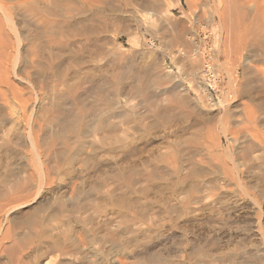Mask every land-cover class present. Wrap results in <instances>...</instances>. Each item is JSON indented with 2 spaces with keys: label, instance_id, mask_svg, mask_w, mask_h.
Masks as SVG:
<instances>
[{
  "label": "bare ground",
  "instance_id": "bare-ground-1",
  "mask_svg": "<svg viewBox=\"0 0 264 264\" xmlns=\"http://www.w3.org/2000/svg\"><path fill=\"white\" fill-rule=\"evenodd\" d=\"M198 1L0 0V255L8 260L4 264H223L228 253L221 247L227 243L225 238L238 241L227 232L235 220L233 214L245 207L239 198L258 213L264 212L260 201L264 199V144L259 139V130L264 128L258 129L264 125V100L254 101L257 106H223L218 93V103L193 105L188 95L205 82L216 88L223 73L235 99L264 88V0H213L215 10L211 0L204 2L201 27L206 28L204 40L212 45L210 52L203 51L211 60L206 63L192 62L199 54L191 44L197 43V16L193 15ZM125 6L135 8L130 10L133 19L106 9L119 7L116 12L123 13ZM177 9L187 19V27L185 23L179 26ZM241 9L243 16L238 15ZM132 21L134 29H130ZM141 28L145 29L143 44L152 48L157 38L161 41L163 60L176 56L171 43L169 47L163 39L177 45V56L183 54L196 63L193 70L203 83L197 79L183 85L179 76L167 75L157 62L161 56L151 62L148 82L140 81L139 72L127 82L134 77L131 67L135 64L119 37L126 36L137 48ZM250 38L253 49L242 53L244 77L239 81L228 61L231 65L241 44ZM111 67L109 90H103L106 80L88 92L82 90L89 74ZM171 85L179 91L167 97L171 104L156 110L153 121L162 128L157 137L134 141L117 134L115 123L131 118L137 106L135 94H145L143 102L150 108L158 97L153 89ZM90 93L95 95L93 100ZM187 109L195 115L190 124L170 123L172 118L185 116ZM214 110L219 135L212 129L217 136L213 132L208 139L200 136L206 123L202 122L194 136L191 132L183 140L185 129L195 127L201 123L199 117ZM151 122L147 128L154 127ZM242 123L254 128L239 140L235 133ZM168 128L175 134L171 138ZM80 138L87 139L84 148L79 146ZM155 146L157 154L148 156L147 162L145 158L142 169L137 168L138 161L137 167L128 162V155ZM26 190L33 196L29 202L35 204L34 211L15 215L28 203L18 200ZM13 194H18L15 200L20 203L6 202ZM54 201L59 206L50 210ZM46 208L50 211L40 217ZM20 223L35 229L34 238L29 232L24 234L30 237H25L29 244L23 242L24 236L19 238ZM189 226L211 231L195 237L191 247L182 241L173 254L162 248L161 241L169 232ZM223 228L228 229L226 233ZM262 237L264 244V233ZM255 255L249 256L264 261V254L262 258Z\"/></svg>",
  "mask_w": 264,
  "mask_h": 264
},
{
  "label": "rangeland",
  "instance_id": "rangeland-1",
  "mask_svg": "<svg viewBox=\"0 0 264 264\" xmlns=\"http://www.w3.org/2000/svg\"><path fill=\"white\" fill-rule=\"evenodd\" d=\"M204 2H206V0H199L198 1V7H197V13H195V15H193V16H197L196 17V23H195V25H194V27H195V33L197 34V40H196V42L197 43H194V42H191V44H192V48L194 49H196L197 48V50L199 49V54H198V57H196L197 58V61H193V60H196V58L194 59V57H193V60H192V62H201V63H206L207 61H209V62H211V60H208L209 59V57H208V54H206V53H204L203 54V51L205 50V49H207V51L209 50V52L211 51V48H212V45L210 44V43H208V41H205L204 40V37H203V31L204 30H206V28H203V27H201V25H203V24H205V21H204V15L206 14H203V7H204ZM210 4H211V8L213 9V10H215V2L213 1V0H211L210 1ZM202 5H203V7H202ZM184 6L186 7V9L187 10H189V7H188V5L186 4V2L184 1ZM126 8H122L121 9V11H124L123 13H121V12H116V10H119V7H113V8H106V9H109V10H111L114 14H116V13H119L118 15L119 16H122L123 17V19H128L129 17V19H133V18H131L132 17V13L130 12V10H133V9H135V8H133L132 6H125ZM242 10H244V9H241L238 13H240V14H238V15H240V16H243L244 15V12H245V10L242 12ZM175 16L177 17V20H178V17H179V23H180V25L179 26H183L182 24H186V22H187V19H184V18H182L181 17V15H182V13L179 11V9H177V10H175ZM242 12V13H241ZM177 14V15H176ZM242 14V15H241ZM181 18H182V20H181ZM184 19V20H183ZM181 20V21H180ZM184 21H186V22H184ZM182 22V23H181ZM197 22H199L200 23V25L197 23ZM184 24V25H185ZM130 25H131V28L130 29H134L135 28V26H136V22H134V21H132L131 23H130ZM186 27H187V24L185 25ZM179 27L181 30L183 29V28H186V27ZM179 29V30H180ZM246 30H248V31H250L249 33H251L252 32V29H250V28H248V29H246ZM246 30H245V32H246ZM139 34H141V36L139 37V39H140V44L138 45V47L137 48H134L133 46H132V44L131 43H129L128 42V39H127V37L126 36H124V35H122V36H120L119 37V40L125 45L124 47H125V50H126V52L129 54L128 56H130V59H132L133 61H134V66H132L131 67V73H132V75L134 76V77H132V78H128L127 79V82L128 81H130V79L132 80L133 78L135 79V78H137L136 77V73H138L139 75H140V81H142V83H143V81H144V84L146 83V81L147 80H149V77H150V75H151V73L149 74V72H150V70H148V69H150V64H151V62H154V60L155 59H157L158 58V56H161L162 57V53H161V51H159L160 50V48L162 47V45L163 44H161V41L157 38L156 39V41H157V44L155 45V47L153 46L152 48H150L148 45H145V44H143V40H144V37H143V33L145 32V29L144 28H141V29H139ZM247 33V32H246ZM166 40V39H165ZM252 39L250 38L248 41H246L245 42V44H241V46H240V50H239V53L237 54V55H234V57L235 58H237V59H235L234 57H232V58H230L229 60H233V62H232V64L230 65V63H231V61H228V67L230 66H232V68H234L235 67V69H233L234 71H236L237 72V74H238V76H239V81L242 79L243 80V78L242 77H244V66H243V63H242V58H243V56H242V53H244L245 51L246 52H249V50H251V49H253V41H251ZM167 42H165L164 41V39H163V43L165 44L166 43V45L168 46L170 43H171V46L172 47H174V50H175V54H176V56L174 57V58H170L169 56H167L164 60H163V57L161 58V57H159V59H157V62H159V64H162V65H160L161 66V68L163 69V71H164V69H165V71H164V73H166L167 75H169V76H171V75H173V74H175V75H177V77H178V80H180V82L181 83H183V85L185 84V85H188V81L189 80H193V81H195L196 82V80L198 79L199 80V83H203V79L202 78H199L196 74H195V71L193 70L194 69V64H196V63H192L191 62V60H187L188 58L186 57H184V55L183 54H180L179 56H177L179 53H178V51L179 50H177V48H178V46L176 45L175 46V44H173L172 42H169V40H166ZM251 41V42H250ZM196 44H199V45H196ZM203 45V46H202ZM170 45H169V47H171ZM195 46V47H194ZM182 47V46H181ZM200 47V48H199ZM204 47V48H203ZM194 49V50H195ZM192 50V49H191ZM245 50V51H244ZM248 50V51H247ZM195 52V51H194ZM157 54V55H156ZM159 54V55H158ZM183 55V56H182ZM196 55V54H195ZM180 56L182 57V59L180 58ZM194 56V55H193ZM156 57V58H155ZM179 57V58H178ZM184 58V59H183ZM173 59V60H172ZM159 60V61H158ZM187 60V61H186ZM199 60V61H198ZM222 60L223 61H225V60H227V57L224 55L223 57H222ZM161 61V62H160ZM193 66H192V65ZM229 67V68H230ZM231 68V69H232ZM113 67H111V68H109V70L107 69V71H104V72H96V74L95 73H91V74H89V77H87V79H86V81H84V83H83V85H82V90L84 91V92H88L92 87H95L97 84H99L100 82H102V81H108V85H107V83L105 82V85H103V90L104 91H107V90H109V88H110V84H111V76H112V74H110L111 72L110 71H112L113 72ZM137 70V71H134V70ZM194 72H193V71ZM132 71H134V72H132ZM148 71V73H146L145 74V72H147ZM194 74H193V73ZM142 74V75H141ZM146 76H144V75ZM148 74H149V76H148ZM224 75H222L221 76V80H220V84H218L217 86H216V88L213 86V85H211V83L209 84L208 82H205V84L202 86V87H196V90H198V91H195V90H189L188 91V95L190 96V98H191V100H192V102H191V104H193V103H199V104H213V103H218L219 102V96H218V93L223 97V106H226V105H230V106H233V105H237V106H240V107H244L246 104L248 105L249 104V106H250V104H251V106H255L256 104L254 103V101H256V100H258V101H260V100H264V88H257V90H250V91H248V92H246V93H244L243 94V96L240 94V96L237 98V99H235V96L234 97H232V96H230V95H233L232 93H231V89L229 88V82H228V77L226 76V74L225 73H223ZM196 75V76H195ZM144 76V77H143ZM224 76V77H223ZM256 76V77H255ZM143 77V79H141ZM148 77V78H147ZM255 77V78H254ZM90 78V79H89ZM196 78V79H195ZM253 78L254 79H258L259 78V76L258 75H254L253 76ZM144 79H146V80H144ZM87 80H89L90 81V83H89V81H88V83H87ZM178 80H175V82H179ZM197 80V81H198ZM241 80V81H242ZM138 81V80H137ZM87 83V85H85L84 86V84H86ZM148 82V81H147ZM180 82H179V84H180ZM195 82H194V85L196 86V84H195ZM110 83V84H109ZM171 87H172V85H171ZM168 88V89H166V88H162V87H160V88H157V89H153V93H155L156 94V96H158L157 98H156V101H155V103H154V105L152 106V107H150L149 108V106L145 103V102H143V99H144V96H145V94H141V93H139L138 92V94L136 95H134V100H135V102H136V104H137V106L135 107V108H133L132 109V113L134 114V113H136V114H132V116H131V118H128V119H125V118H120L119 119V121H117L116 123H115V127H117L116 128V130H117V134H121L122 136H127V137H129V138H131V139H133L134 141H137L138 139H139V137H141V138H143V137H146V138H152V137H157L158 135H159V133L161 132L160 130H162V128L160 127V125L157 123L156 124V122L154 123V121H156L155 120V114L157 113V111L159 110V108H161V107H163V106H166V105H169V104H171V102L168 100V96L169 97H172L171 95H173L172 93L173 92H178L179 91V89L177 88V89H174L173 87L172 88ZM180 87V86H179ZM206 89H205V88ZM85 90H84V89ZM106 88V89H105ZM180 88H182V87H180ZM199 88V89H198ZM204 88V89H203ZM174 89V90H173ZM82 91V92H83ZM171 91V92H170ZM230 92V93H229ZM164 93V94H163ZM93 94V95H92ZM90 95H92L91 97H90V100H93L94 98H95V95H94V93H90ZM144 95V96H143ZM200 96H202V99L200 100L199 99V97ZM89 97H88V100H89ZM94 97V98H93ZM240 97H243V99H241ZM91 98H93V99H91ZM166 99V100H165ZM163 100V101H162ZM254 104V105H253ZM173 106H175V107H179V105L178 104H172ZM194 105V104H193ZM214 106H216V105H214ZM257 106V105H256ZM129 109H131V108H129ZM157 110V111H156ZM187 111H190V112H187ZM187 111H185L186 112V115L187 114H189V115H185V116H183V117H176V118H172L171 119V121H170V123L171 124H174V123H179V124H181L182 123V125H184V126H186L187 124H190L191 122L190 121H193V119H194V117H195V115H193V113H192V111L191 110H188L187 109ZM190 113H192V115H190ZM215 113H217V111L216 110H214V111H210L209 113H206L207 114V116H205L206 114H204V116H202L203 117V119L201 118V117H199V122H201V123H199V124H197L195 127H193V126H191V127H189V131L187 130V129H185L182 133H183V135H182V133H179V134H181L182 135V138H184L183 140H187V139H189L190 137H191V135H193L195 132H194V130L196 131V128H197V126H198V128L199 127H201L200 125H202V122L203 123H205V128H204V130H203V132H202V135H200V136H205L207 139L209 138L208 136H209V134L210 133H212L213 132V130L214 131H216V133L218 134V131L217 130H215L216 129V117L213 115V114H215ZM139 114V115H138ZM213 116H214V118L215 119H213ZM178 119H179V121H178ZM190 119V120H189ZM154 120V121H153ZM174 121V123H172L173 121ZM178 122H177V121ZM182 120V121H181ZM201 120V121H200ZM152 121V122H151ZM176 121V122H175ZM181 121V122H180ZM149 122H151V123H153L154 124V127L152 126V128H147V125H148V123ZM184 122V123H183ZM187 122V123H186ZM170 123L167 125V126H169L170 125ZM207 124H208V128H206V126H207ZM244 126L243 127H246L245 126V124L246 125H248V128L246 129V128H243L242 126H239V127H237L236 129V133L235 134H237L238 133V137L237 138H239V140H242V138H244V136L246 135L245 134V132L246 133H248L250 130L252 131L253 130V128H254V126H252L251 124H248V123H242ZM264 124V122L262 123V125ZM155 125H156V127H155ZM159 126V127H158ZM166 126V127H167ZM203 126V125H202ZM264 126V125H263ZM263 126H259L258 125V129H260V127H261V129H263L264 127ZM158 127V128H157ZM241 127V128H240ZM195 128V129H194ZM218 128V127H217ZM250 128V130H248ZM149 129V130H148ZM151 129V130H150ZM167 129V128H166ZM169 129V128H168ZM191 129V130H190ZM208 129V130H207ZM213 129V130H212ZM148 130V131H147ZM159 130V131H158ZM187 130V131H186ZM207 130V132H204V131H206ZM247 130V131H246ZM169 131H170V129H169ZM167 132V136H169L170 138L172 137V136H174L173 134H172V132L170 131V132ZM200 131V130H199ZM261 133V135H260V137H259V139L261 140V142H262V144H264V138H263V133H264V129L261 131V130H259ZM192 132V133H191ZM194 132V133H193ZM170 133V134H169ZM190 133H191V135H190ZM199 133V132H198ZM198 133H196L197 134V136H199V134ZM214 133V132H213ZM215 134V133H214ZM213 134V135H214ZM243 134H244V136H243ZM172 135V136H171ZM195 135V134H194ZM193 135V136H194ZM208 135V136H207ZM216 135V134H215ZM219 135V134H218ZM189 136V137H188ZM203 136V137H204ZM217 136V135H216ZM210 137H211V135H210ZM213 137V136H212ZM221 137H222V135H221ZM242 137V138H241ZM140 138V139H141ZM186 138V139H185ZM263 138V139H262ZM83 139V138H82ZM82 139L80 138V140H79V146L81 147L82 146V148H84L83 146L84 145H86L87 143L85 142V141H87V139H85V141H82ZM213 139V138H212ZM84 140V139H83ZM209 140H211V139H209ZM223 140V143L224 144H226V141H225V139L223 138L222 139ZM263 140V141H262ZM85 144H84V143ZM82 144V145H81ZM86 150H89L90 148H88V147H86L85 148ZM157 151H158V148L155 146V147H147L146 149H143L141 152H139V153H136L137 155H135V154H131V155H128V157H129V159L130 160H133V161H130L129 159H128V157H127V161L128 162H133V164H135L136 163V167H137V162L136 161H138V167L137 168H139V169H142L143 168V162H145V160H146V162L148 161V156H151V155H156L157 154ZM153 153V154H152ZM155 153V154H154ZM135 155V156H134ZM139 155V156H138ZM137 156H138V158H137ZM239 156V155H238ZM237 156V158H239ZM142 158H143V160H142ZM137 159V160H136ZM220 159H223V158H220ZM224 160V159H223ZM226 160V159H225ZM142 162V163H141ZM142 164V165H141ZM13 172H11L10 174H12ZM31 173H35V172H32L31 171ZM9 174V173H8ZM7 174V175H8ZM9 176V175H8ZM248 184H250L251 185V183H248ZM250 185H248V187H249V189H250ZM251 190H254V192H255V189H251ZM28 191L26 190V191H24L23 192V194H24V196H22L23 194L21 193V194H19V196H18V194H13V198H11L9 201H6V202H8V204L9 203H12V201H13V203L16 201L15 199L16 198H20V199H18V200H20V201H24V202H28V203H26L24 206H23V208H20V210H18L16 213H15V215H18V216H21L22 215V213L23 214H27L29 211V213L28 214H30V213H32L31 211H34L33 210V206L35 205L34 203H31V202H29L31 199L30 198H32L33 196H32V194L30 193V194H28L29 192H31L30 190H29V192L27 193ZM251 192H253V191H251ZM256 193H259L258 191L256 192ZM20 195H21V197H20ZM11 196H9V198L11 197ZM18 196V197H17ZM28 196H29V198H28ZM31 196V197H30ZM244 197V196H243ZM8 200V199H7ZM16 201L15 203H20V201ZM27 200V201H26ZM264 199H261L260 201H262V202H264L263 201ZM21 202V203H22ZM244 202V203H243ZM12 203V204H13ZM238 203L239 204H241V206L243 205H245V207L244 208H241L240 210H241V212H239V211H237V212H235L234 214H233V217L235 218V220H232L231 221V227H225V228H228V229H230V230H228V229H225V228H223V232L224 233H226L227 232V230H228V232H227V234H229L230 236H236V238L238 239V241H237V239L235 240V241H237V242H234V241H232V240H229V239H227V238H225V242L227 241V243L225 244V243H223L222 244V249H223V251H224V254H225V252H228V253H226L225 254V257H226V259H225V261H224V263L223 264H227V261H228V264H246V263H248V264H260L261 263V261L263 262V264H264V261L263 260H261L260 259V263H259V261L258 262H256V259H255V261H254V258L252 257H250L251 255H254V254H256L257 256L259 255V257H263V254H264V252H263V250H262V248H264V244H262V242H261V240L263 239V237H262V233H264V212L263 211H260L259 213H258V211L259 210H257V209H255L254 207H253V209L251 208L253 205H251V204H248V202L245 200L244 201V199H241V198H239V201H238ZM30 204V205H29ZM55 204H56V206H55ZM248 204V206H246ZM59 206V204H58V201H54L53 202V206H51L49 209L51 210V208H54V207H58ZM30 207V208H29ZM48 208H46V209H43L41 212H40V217H43V216H46L47 215V213L50 211ZM31 209V210H30ZM24 210V211H23ZM27 210V211H26ZM44 210H46V211H44ZM22 211V212H21ZM254 211V212H253ZM26 212V213H25ZM239 212V213H238ZM255 212H257L258 214H256ZM263 212V213H262ZM248 213V214H247ZM21 214V215H20ZM46 214V215H45ZM239 214V215H238ZM256 214V215H255ZM260 214V215H259ZM237 215V216H236ZM245 215V216H244ZM248 215V216H247ZM252 215V216H251ZM240 218H239V217ZM246 216L248 217V218H246ZM239 219V220H238ZM235 221V222H234ZM234 222V223H233ZM23 224H25V223H23ZM22 223H20V228H18V233H19V238H22L23 236H24V234H26V233H28L29 232V234H28V236H32V238H34L33 236H34V228H32V226H31V228L29 227L30 225H28L27 227L25 226V225H23ZM22 226H24V227H22ZM261 226V227H260ZM191 227V228H190ZM25 229H27V230H25ZM29 229H31V230H33L32 232H31V230H29ZM202 228H199L198 229V227H195V228H193L192 226H189V227H187V229H185V230H182V229H176L174 232H166V238L164 237L163 238V240L161 241L162 242V248L163 249H171V250H167L166 252H168L169 254H173L174 253V248L176 249V247H178V245H180V243H182V241H183V243L184 244H186V245H189L190 244V246L189 247H191L192 246V241H193V239L195 238V237H197L198 235H201V234H203V232H204V234L206 233V234H208V233H210V229L209 228H204L203 227V229L204 230H207L206 232L205 231H203V230H201ZM209 229V230H208ZM224 229H225V231H224ZM252 229V230H251ZM261 229V230H260ZM25 230V231H24ZM232 230V231H231ZM231 231V232H230ZM190 232V233H189ZM196 234V235H195ZM248 234H249V236H248ZM253 234V235H252ZM193 235V236H192ZM27 235H25L24 236V238L26 237ZM26 237V238H28V239H30V237ZM240 237V238H239ZM245 237V238H244ZM249 237V238H248ZM24 238H22V239H24ZM24 239L23 240V242H26L27 241V244H29L31 241V239L30 240H27V239ZM262 238V239H261ZM21 239V240H22ZM192 239V240H191ZM227 239V240H226ZM243 239V240H242ZM247 239V241H245V240ZM20 239H18V242H20L19 241ZM164 241L166 242L165 244H164ZM230 241H232L231 243H230ZM240 241H241V243H240ZM263 241V240H262ZM22 242V241H21ZM20 242V243H21ZM29 242V243H28ZM239 242V243H238ZM188 243V244H187ZM233 243V244H232ZM238 245H237V244ZM244 243V244H243ZM167 244V245H166ZM231 244V245H230ZM260 244V245H259ZM166 245V246H165ZM226 245H228V246H226ZM234 245V246H233ZM241 247H240V246ZM224 247L226 248V249H224ZM229 247V248H228ZM233 247H235V249L233 248ZM240 247V248H239ZM229 250H228V249ZM230 248H232V249H234L233 251H235V252H237L236 254H233L232 253V249L230 250ZM173 249V250H172ZM228 250V251H227ZM237 250V251H236ZM242 250V251H241ZM244 250V251H243ZM171 251V252H170ZM234 252V253H235ZM258 252H259V254H258ZM262 252H263V254H262ZM228 254V255H227ZM246 254H248V255H246ZM262 254V255H261ZM250 255V256H249ZM255 255V256H256ZM232 256H234V257H236V259L237 260H235V258H233ZM235 260V261H233V259ZM25 259H28V258H25ZM253 259V260H252ZM5 260H6V262L8 263V260H7V256H2V255H0V263L2 264H4V262H5ZM230 260H231V262L232 263H229L230 262ZM239 260H241V261H239ZM250 260H251V262H250ZM243 261H245V262H243ZM240 262V263H239ZM256 262V263H255Z\"/></svg>",
  "mask_w": 264,
  "mask_h": 264
}]
</instances>
